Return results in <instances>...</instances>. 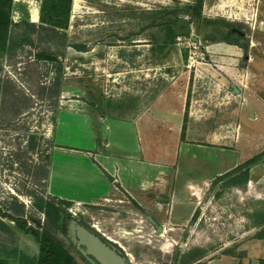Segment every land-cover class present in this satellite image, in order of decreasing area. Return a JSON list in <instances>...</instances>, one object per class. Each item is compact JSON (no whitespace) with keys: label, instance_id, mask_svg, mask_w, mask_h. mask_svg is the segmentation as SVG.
<instances>
[{"label":"rangeland","instance_id":"1","mask_svg":"<svg viewBox=\"0 0 264 264\" xmlns=\"http://www.w3.org/2000/svg\"><path fill=\"white\" fill-rule=\"evenodd\" d=\"M40 3L14 0L13 20L30 19L31 5L40 7ZM188 4L194 0H72L67 45L52 46L55 61L27 66L36 51L29 47L1 59L0 209L24 216L30 224L31 219L43 222L44 213L33 205L37 197L52 196L47 178L62 108L84 113L91 109L95 117L101 110L122 119L142 117L151 109L172 114L183 110V131L171 127L166 134H148L142 129L141 137L148 141L152 135L163 141L169 155L172 149L182 151L184 181L191 179L192 171L208 175L255 156L261 146L264 149V98H255L264 97V85L258 84L264 77V0H203L199 16L186 11ZM167 10H177V18H186L191 33L166 39L168 24L175 26L171 14L167 17L173 22L165 19ZM153 11L162 13L155 14L157 23L149 26ZM221 20L236 23V29L240 24L238 30L246 33L240 40L242 44L249 40L246 58L240 46L228 47L223 41L228 32ZM70 44H81L84 50ZM5 82L8 96L3 103ZM241 110L242 115L234 116ZM63 115L70 117L68 112ZM195 115L212 122V132L192 131ZM74 130L67 133L69 139L78 137L76 143L84 145L88 130ZM198 148L215 152L203 168L198 165L202 155L189 157ZM71 156H57L54 161L76 164L78 159ZM187 161L197 169L191 170ZM169 167L168 190L145 194L144 206L119 189L93 204L72 202L58 232L65 247L74 242L69 221L75 219L118 244L132 264H181L183 256L199 249L205 255L192 264H258L264 256V239L256 238L262 228L256 225L264 219V202L225 186V181H211L199 200L185 187L187 204H178L176 212L184 216L197 206L198 214L192 222L193 216L181 223L171 217L176 162L169 160ZM0 219L14 225L1 214ZM16 234L17 248L25 255H36L35 240L18 230ZM0 254L14 264L21 260L1 247Z\"/></svg>","mask_w":264,"mask_h":264},{"label":"crops","instance_id":"2","mask_svg":"<svg viewBox=\"0 0 264 264\" xmlns=\"http://www.w3.org/2000/svg\"><path fill=\"white\" fill-rule=\"evenodd\" d=\"M227 46L231 47L232 45ZM258 84L264 85V77H261ZM231 88L234 92L239 91L233 84ZM255 98L263 100L264 97ZM64 112H68L70 117L66 118L63 115ZM172 113L173 111L166 109H151L149 114L142 117L122 119L104 114L101 110H99L98 117H95L91 109L84 113L62 108L60 111L61 120L58 121L59 134L55 138V143L59 146L55 145L50 153L53 159L47 178L48 193L76 204H93L100 199H106L115 189H119L139 205L144 206L145 194L152 191L164 192L168 190L167 176L170 169L169 160H171L177 165L176 178L171 180V184L174 181V186H176L172 192L171 217L181 223L187 222L198 208L194 206V208L188 209L184 216L176 212L178 204H187L183 194L185 187L191 189L192 195L199 200L204 190L209 189L211 181L217 176L226 173L251 157L245 160H235L223 169L213 171L208 175H194L192 171L191 179L184 181L183 168L185 164L181 165L179 162L180 156H183L182 151L180 150L178 154V151L172 149L171 155H169L168 148L163 141H156L155 136L153 139L152 135L148 141H144L141 137L142 129H147L148 134L157 131L166 134L173 127L177 132L183 131V110L176 111L175 114ZM236 113L242 115V110L234 112V116ZM252 117L256 118V114L253 113ZM191 121L192 131L212 132L213 128L211 129L210 125L212 126L213 123L200 120L199 115L193 116ZM79 127L88 130L87 142L84 145L80 144L82 142L76 143L78 137H74L72 141L67 135L69 130L75 132L74 129H79ZM156 144L161 150L156 149ZM261 147L263 148V146ZM262 148L257 154L263 151ZM210 150L208 149L207 153L205 150H195L189 157L194 159L196 156L202 155L203 159L199 160L198 165L203 168L206 158L215 153L214 151L210 153ZM70 154L71 157L78 159L76 164L61 165L62 161L58 158L56 162L54 161L57 156L68 157ZM161 156L166 159L162 160ZM189 164L192 170L193 165L187 161L186 165ZM194 168L197 169L193 166ZM178 182L179 184L182 182V184L179 185ZM234 188L264 202V156L249 168L248 181L242 187L234 186ZM175 197H177V201ZM259 224L256 226L262 227Z\"/></svg>","mask_w":264,"mask_h":264},{"label":"trees","instance_id":"3","mask_svg":"<svg viewBox=\"0 0 264 264\" xmlns=\"http://www.w3.org/2000/svg\"><path fill=\"white\" fill-rule=\"evenodd\" d=\"M203 0H194V4H188L185 9L188 13L194 16H199L201 12ZM14 0H0V63L4 57H11L19 50L25 47L36 49L33 56L27 62V66H33L37 61H55L57 54L52 50V46L67 45V29L69 27V20L71 16L72 0H41L39 7V22H32L25 17L19 21H14L12 18V9ZM26 15L29 12L26 8ZM152 18L149 26L156 25L157 17L155 14L162 13L150 12ZM166 13V20L173 22L167 17L169 14L178 16L177 10L164 11ZM159 19V18H158ZM209 23H216L215 20H207ZM168 24V23H167ZM226 28L228 34L225 40L229 43H234L245 47V44L240 42L241 36L238 32L232 30L236 23L221 20L219 23ZM166 32V39L171 40L176 35L174 28L168 24ZM238 29L240 24H237ZM35 34V38H33ZM77 50H84L81 44H70ZM41 46L46 48L40 49ZM58 80V76L56 78ZM56 92L58 89L55 90ZM3 103L8 96V82L2 86ZM264 156V149L262 152L247 159L243 163L235 166L226 173L217 176L213 183L217 181H225L227 187H242L248 181L249 168L256 164L261 157ZM49 165V158L48 164ZM48 167V166H47ZM47 178V172L46 176ZM72 204L71 201L62 199L57 196H41L37 197V201L33 205L36 209L43 212L45 217L43 222L40 219H31L33 224L24 216H16L10 212L0 209L2 217L8 218L14 223L13 226L7 224L0 219V247L1 250L7 254L20 255L19 264H78L73 256L68 252L64 242L59 238L58 232L61 230V220L64 215H68L67 207ZM198 210L193 214L191 222L197 217ZM262 226L260 233L256 236L264 238V219L259 224ZM20 231L29 234L37 243L38 252L34 256L25 255L19 250L15 244L17 241L16 232ZM225 254L234 255L233 252H224ZM202 249L192 251L188 256H183L181 264H192L199 261L204 256ZM258 264H264V257L260 258ZM200 263V262H197ZM0 264H14L12 261L6 259L0 254Z\"/></svg>","mask_w":264,"mask_h":264},{"label":"water","instance_id":"4","mask_svg":"<svg viewBox=\"0 0 264 264\" xmlns=\"http://www.w3.org/2000/svg\"><path fill=\"white\" fill-rule=\"evenodd\" d=\"M169 18L175 21L174 34L177 36L188 35L191 33V26L186 18H177V16L171 14ZM236 30V29H233ZM33 34V38H35ZM151 221L154 222L152 218ZM158 230H161V226H157ZM69 228L72 240L76 244L78 250L83 253H91L99 258L101 261L104 260L109 264H127L125 257L121 256L115 251V247L111 248L107 243L101 240L95 233L81 225L77 220L72 219L69 221ZM85 246L83 249L81 246ZM121 253V251H119ZM76 259L78 264H86L82 261L74 251L70 252Z\"/></svg>","mask_w":264,"mask_h":264},{"label":"flooded vegetation","instance_id":"5","mask_svg":"<svg viewBox=\"0 0 264 264\" xmlns=\"http://www.w3.org/2000/svg\"><path fill=\"white\" fill-rule=\"evenodd\" d=\"M236 29V28H232ZM235 32H238V34L242 37L241 40H243L246 36V33L243 31H240L238 29L233 30ZM224 42H227V45H235L234 43H229L228 41H226L225 39H223ZM249 40H246L245 43V47H241L240 49L243 52L244 57H247V52H248V43ZM237 45V44H236ZM239 46V45H238ZM81 225H83L84 227H86L87 229H89L90 231H92L93 233H95L97 236H99V238H101L102 241H104L105 243H107V245H109L111 248L115 247V251L120 254L121 256L125 257V262H127V264H132L131 260L129 257H127V255L125 254V252L121 249V247L116 244L114 241L104 237L101 233H99L97 230L91 228L90 226H88L87 224L83 223V222H79ZM159 225H156V228L158 229ZM162 228V227H161ZM69 244L66 245V247L68 248V250L70 251H74L76 255H78V257L84 261L86 264H109L107 262H105L104 260H100L99 258H97L95 255L91 254V253H83L80 252L76 246V244L72 241L68 242ZM83 249H85V246H81ZM86 250V249H85ZM121 251V253L119 252ZM70 253V252H69ZM71 254V253H70ZM72 255V254H71ZM73 256V255H72ZM74 260L76 261L75 257L73 256Z\"/></svg>","mask_w":264,"mask_h":264},{"label":"bare ground","instance_id":"6","mask_svg":"<svg viewBox=\"0 0 264 264\" xmlns=\"http://www.w3.org/2000/svg\"><path fill=\"white\" fill-rule=\"evenodd\" d=\"M32 0H30L31 2ZM30 20L32 22H37L39 20V6L38 5H31L30 7Z\"/></svg>","mask_w":264,"mask_h":264}]
</instances>
